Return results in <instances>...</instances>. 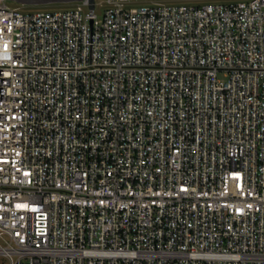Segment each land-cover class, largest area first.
<instances>
[{"label": "built area", "instance_id": "obj_1", "mask_svg": "<svg viewBox=\"0 0 264 264\" xmlns=\"http://www.w3.org/2000/svg\"><path fill=\"white\" fill-rule=\"evenodd\" d=\"M104 2L0 0V255L264 264V0Z\"/></svg>", "mask_w": 264, "mask_h": 264}, {"label": "rangeland", "instance_id": "obj_2", "mask_svg": "<svg viewBox=\"0 0 264 264\" xmlns=\"http://www.w3.org/2000/svg\"><path fill=\"white\" fill-rule=\"evenodd\" d=\"M97 7L96 12L99 16L102 15L103 10L108 6L104 0H96ZM241 1H250V0H129L128 7H138L141 5H148L154 2H165L171 4H182V3H192V4H204L208 2H223V3H232V2H241ZM8 4L11 7H20V9L24 12H37V11H62V10H69L76 6V2H69V3H51V4H44V5H22L18 2L7 0ZM101 3H103L101 5ZM219 77L224 80L226 79L221 72ZM9 258L0 255V264H9Z\"/></svg>", "mask_w": 264, "mask_h": 264}, {"label": "water", "instance_id": "obj_3", "mask_svg": "<svg viewBox=\"0 0 264 264\" xmlns=\"http://www.w3.org/2000/svg\"><path fill=\"white\" fill-rule=\"evenodd\" d=\"M18 2L22 5H44V4H51V3H69V2H77L82 0H12ZM90 7L94 8L95 0H89Z\"/></svg>", "mask_w": 264, "mask_h": 264}]
</instances>
